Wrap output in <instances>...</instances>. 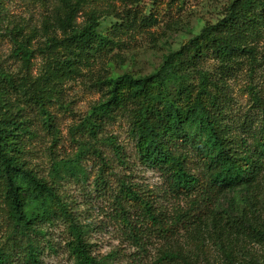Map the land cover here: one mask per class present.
<instances>
[{"label":"trees","instance_id":"1","mask_svg":"<svg viewBox=\"0 0 264 264\" xmlns=\"http://www.w3.org/2000/svg\"><path fill=\"white\" fill-rule=\"evenodd\" d=\"M95 1L59 0L44 20L48 32L43 35V46L31 48L26 37L13 43L21 71L11 74L0 67V264H40L38 238L45 235L43 227L61 218L68 224L71 239L67 246L73 264H110L91 255L82 228L55 187L66 175H84L80 161L86 143L79 145L75 158L53 162L49 180L38 176L26 159L28 144L36 134L23 108L35 106L43 124L50 126L54 95L65 81L94 62L102 49L99 28L105 16L92 6ZM2 4L0 0V13ZM263 35L264 0H233L221 20L167 53L150 74L98 79L95 84L101 97L80 124L96 142L106 124L125 115L137 159L157 170L165 193L184 200L185 207L163 220L143 194L126 188V201L140 208L155 230L167 236L207 209L204 215L211 217L227 264H232L236 249L245 250V243L264 249V215L257 207L264 201V102L248 85L252 111L261 118L255 123L257 119L246 114L233 126L228 118L227 82L244 66L254 73L264 65V48L261 52L258 48ZM36 52L45 62L40 74L32 77ZM208 59L217 63L214 72L204 68ZM253 124L258 125L252 128ZM239 130L248 135L241 136ZM112 148L119 155L115 142ZM94 153L105 165L96 148ZM225 197L227 205L220 207L219 200ZM194 230V249L209 264L200 226ZM197 257V253L190 257L167 248L158 261L199 264ZM244 264H264V256H252Z\"/></svg>","mask_w":264,"mask_h":264},{"label":"rangeland","instance_id":"2","mask_svg":"<svg viewBox=\"0 0 264 264\" xmlns=\"http://www.w3.org/2000/svg\"><path fill=\"white\" fill-rule=\"evenodd\" d=\"M233 0H96L92 5L105 16L100 19L99 33L102 49L94 62L82 68L81 73L61 85L49 106L51 125L43 124L35 106H23L36 136L28 144L26 159L38 176L50 179L51 164L70 160L86 143V152L80 161L84 175L64 176L56 182V191L65 201L72 219L82 230L91 255L110 264H164L158 259L163 250H180L192 257L197 253L199 264L203 256L194 249V228L200 226L205 239V259L209 264H227L218 239L215 238L211 217L200 213L187 220L185 225L164 235L142 215L141 209L126 201L125 190L131 188L149 199L160 218H172L175 211L185 207V201L165 193L161 174L143 166L137 159L134 142L129 135L127 117L119 115L104 126L94 142L80 128L90 107L101 97L98 79L130 73L148 75L159 67L163 57L176 51L206 26L215 24L226 15ZM59 0H3L0 13V67L11 74L21 71V61L13 53V43L26 37L31 48L43 46L48 26L44 20ZM82 21V17L77 19ZM60 32H56L59 36ZM264 48V35L258 46ZM264 52V50L262 51ZM30 74H40L44 56L34 54ZM264 57V56H263ZM217 63L206 60L204 68L211 72ZM228 118L236 126L246 114L258 122L260 116L252 111L251 93L264 102V65L248 71L247 66L228 79ZM258 124H253L256 128ZM83 130V131H82ZM238 133L247 136L248 133ZM120 147L115 154L112 143ZM88 144V145H87ZM100 154L105 165L97 158ZM264 187V184H263ZM220 207L227 205V197L219 200ZM257 207L264 215V201ZM201 220V222H200ZM5 223L2 229L4 230ZM45 235L38 238L41 250L40 264H73L67 242L71 239L64 219L55 220L43 227ZM242 239H239L241 241ZM243 246V244H242ZM236 249L232 264H244L250 257L260 259L264 249L256 243H245ZM176 264H185L178 261Z\"/></svg>","mask_w":264,"mask_h":264}]
</instances>
